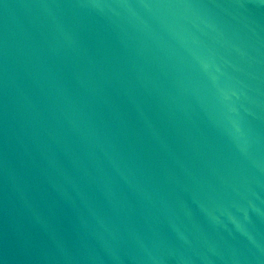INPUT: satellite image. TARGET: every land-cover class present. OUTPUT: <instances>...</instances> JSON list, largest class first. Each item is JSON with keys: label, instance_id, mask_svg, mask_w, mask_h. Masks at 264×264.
<instances>
[{"label": "water", "instance_id": "95a60500", "mask_svg": "<svg viewBox=\"0 0 264 264\" xmlns=\"http://www.w3.org/2000/svg\"><path fill=\"white\" fill-rule=\"evenodd\" d=\"M0 264H264V0H0Z\"/></svg>", "mask_w": 264, "mask_h": 264}]
</instances>
